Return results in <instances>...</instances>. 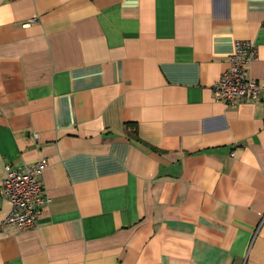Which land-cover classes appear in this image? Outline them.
<instances>
[{
  "label": "crops",
  "instance_id": "obj_1",
  "mask_svg": "<svg viewBox=\"0 0 264 264\" xmlns=\"http://www.w3.org/2000/svg\"><path fill=\"white\" fill-rule=\"evenodd\" d=\"M246 41L264 85V0H0V264H264V92L212 89Z\"/></svg>",
  "mask_w": 264,
  "mask_h": 264
},
{
  "label": "built area",
  "instance_id": "obj_2",
  "mask_svg": "<svg viewBox=\"0 0 264 264\" xmlns=\"http://www.w3.org/2000/svg\"><path fill=\"white\" fill-rule=\"evenodd\" d=\"M256 59V47L252 42L237 44L234 55L229 58V68L212 88L217 101L236 107L242 102L257 103L260 100L264 85L251 80L247 72L249 64ZM46 167L44 161L17 168L5 166L3 189L12 209L3 225L16 226L23 231L35 226L36 208L46 202L39 181Z\"/></svg>",
  "mask_w": 264,
  "mask_h": 264
},
{
  "label": "trees",
  "instance_id": "obj_3",
  "mask_svg": "<svg viewBox=\"0 0 264 264\" xmlns=\"http://www.w3.org/2000/svg\"><path fill=\"white\" fill-rule=\"evenodd\" d=\"M135 133V132H134ZM134 133H132V134H134Z\"/></svg>",
  "mask_w": 264,
  "mask_h": 264
}]
</instances>
